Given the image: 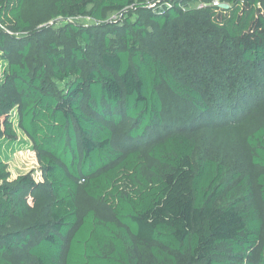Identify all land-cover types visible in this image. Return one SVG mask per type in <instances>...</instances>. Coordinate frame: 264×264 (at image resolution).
Masks as SVG:
<instances>
[{"label": "trees", "instance_id": "16d2710c", "mask_svg": "<svg viewBox=\"0 0 264 264\" xmlns=\"http://www.w3.org/2000/svg\"><path fill=\"white\" fill-rule=\"evenodd\" d=\"M213 1L0 0V264H264V0Z\"/></svg>", "mask_w": 264, "mask_h": 264}, {"label": "rangeland", "instance_id": "374dc122", "mask_svg": "<svg viewBox=\"0 0 264 264\" xmlns=\"http://www.w3.org/2000/svg\"><path fill=\"white\" fill-rule=\"evenodd\" d=\"M110 17L113 18L114 16ZM78 22L89 24L93 23V20L89 18H81ZM20 135L21 134H19V136ZM0 157L8 163L11 179L15 178L19 174L30 172L36 180H41V172L39 170L35 154L32 150L28 148H19L16 151H6L0 154Z\"/></svg>", "mask_w": 264, "mask_h": 264}, {"label": "built area", "instance_id": "2783aa9c", "mask_svg": "<svg viewBox=\"0 0 264 264\" xmlns=\"http://www.w3.org/2000/svg\"><path fill=\"white\" fill-rule=\"evenodd\" d=\"M212 3H213V5L219 6L221 8H226L227 7V5H225V4H220L218 0H214ZM112 16H114V17L113 18L110 17L111 19H115L116 18V15H112ZM72 20H76L77 21V19H72ZM9 120L11 121L13 126L15 128H17V112L15 110L11 111Z\"/></svg>", "mask_w": 264, "mask_h": 264}, {"label": "crops", "instance_id": "0c3cea01", "mask_svg": "<svg viewBox=\"0 0 264 264\" xmlns=\"http://www.w3.org/2000/svg\"><path fill=\"white\" fill-rule=\"evenodd\" d=\"M0 151H1L0 154H2L4 152H6V151H12V150H10L7 146H3V147L0 148Z\"/></svg>", "mask_w": 264, "mask_h": 264}]
</instances>
